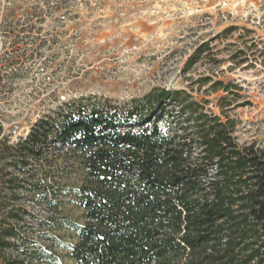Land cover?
Here are the masks:
<instances>
[{
  "label": "trees",
  "instance_id": "trees-1",
  "mask_svg": "<svg viewBox=\"0 0 264 264\" xmlns=\"http://www.w3.org/2000/svg\"><path fill=\"white\" fill-rule=\"evenodd\" d=\"M197 82L121 105L80 96L13 143L0 118V264H54L67 203L74 264H264V147L235 136L236 84ZM205 85L218 112L191 93Z\"/></svg>",
  "mask_w": 264,
  "mask_h": 264
},
{
  "label": "rangeland",
  "instance_id": "rangeland-1",
  "mask_svg": "<svg viewBox=\"0 0 264 264\" xmlns=\"http://www.w3.org/2000/svg\"><path fill=\"white\" fill-rule=\"evenodd\" d=\"M205 76L238 86L230 97L247 104L230 112L235 136L264 147V0H0V118L12 143L62 102L121 105L155 87L196 89ZM207 87L191 93L218 112L224 93ZM64 216L54 264H74L81 213L67 203Z\"/></svg>",
  "mask_w": 264,
  "mask_h": 264
}]
</instances>
